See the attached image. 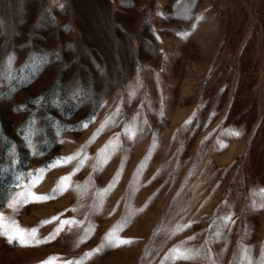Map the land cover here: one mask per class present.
I'll return each mask as SVG.
<instances>
[{
    "label": "rangeland",
    "instance_id": "1",
    "mask_svg": "<svg viewBox=\"0 0 264 264\" xmlns=\"http://www.w3.org/2000/svg\"><path fill=\"white\" fill-rule=\"evenodd\" d=\"M260 205L264 0H0V264H264Z\"/></svg>",
    "mask_w": 264,
    "mask_h": 264
},
{
    "label": "snow or ice",
    "instance_id": "2",
    "mask_svg": "<svg viewBox=\"0 0 264 264\" xmlns=\"http://www.w3.org/2000/svg\"><path fill=\"white\" fill-rule=\"evenodd\" d=\"M9 65L12 63V57H9L8 61ZM191 121H186V123H190ZM84 127H87V123H84ZM126 134L130 136V138L135 137V129L132 127H126L125 129ZM235 135H239V132H235ZM75 156L71 157H66L63 158L64 162H68L72 159H75ZM55 166V165H53ZM79 166L77 169L74 171L78 170ZM74 174V173H73ZM38 179V178H37ZM70 177H63L61 178V182L58 184V189L57 190H65L67 186V182L69 181ZM19 196H21L23 199L21 201H17L14 199L13 203H26L28 202L29 197H31L33 200L37 201H42L45 199L51 198L49 194H44L40 195L35 192L31 191V188H28L25 192L19 193ZM261 207H264V205H260ZM225 221H228L231 219L230 216H226ZM45 222H50V221H45ZM75 221H62L61 225L58 226L57 232L61 229L63 224L67 223H74ZM189 225H183V226H177L176 231H182L184 227H188ZM117 229H113L112 232L106 235L105 242L108 246H118L120 243H131L130 239L127 238H121L118 235H116ZM0 234L7 235L9 237V240H18L21 245H27L29 243H40L41 241L36 238V229H23L19 227L18 223L15 221H12L10 224H6L3 218V214L0 213ZM219 235V233H217ZM49 238H54V237H49ZM100 248H97L94 250L95 252L100 251ZM94 254V253H92ZM171 258L180 260V259H191L192 258V253L187 250V249H182L180 247H174L172 250H170ZM45 264H57V258L53 257L50 258ZM62 264H73L72 261H64ZM76 264H80V262H76Z\"/></svg>",
    "mask_w": 264,
    "mask_h": 264
}]
</instances>
